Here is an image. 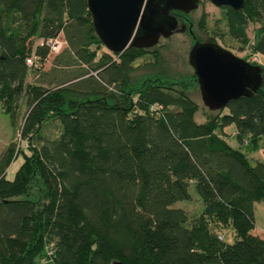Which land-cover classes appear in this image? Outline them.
Instances as JSON below:
<instances>
[{
	"label": "trees",
	"instance_id": "16d2710c",
	"mask_svg": "<svg viewBox=\"0 0 264 264\" xmlns=\"http://www.w3.org/2000/svg\"><path fill=\"white\" fill-rule=\"evenodd\" d=\"M222 20L242 45L246 26L260 23L251 55L264 58V0L224 7ZM54 39L63 42L54 66L77 67L76 75L51 88L25 84ZM101 46L86 0H0V103L11 124L21 97L26 108L24 147L10 144L0 157V264H264V240L250 233L253 204L264 203V162L246 157L264 140L262 67L251 98L197 123L187 95L198 90L193 72L168 80L159 70L131 86L133 63L148 49L97 57ZM49 120L59 123L52 139L41 135ZM231 127L237 148L224 140ZM190 183L202 211L187 223L173 204L189 200Z\"/></svg>",
	"mask_w": 264,
	"mask_h": 264
},
{
	"label": "rangeland",
	"instance_id": "374dc122",
	"mask_svg": "<svg viewBox=\"0 0 264 264\" xmlns=\"http://www.w3.org/2000/svg\"><path fill=\"white\" fill-rule=\"evenodd\" d=\"M186 17L192 25V36L196 40L206 41L209 39L214 41L224 50L229 51L234 56L243 59L252 65L262 67L264 71V58L258 55H251V47L256 44V41L260 37V32L257 30L260 23L248 24L246 26L245 36L248 43L242 45L227 36L222 20V12L221 10L216 9L209 0H199L197 9L192 13H189ZM202 17L204 18L205 28L199 30L197 24ZM191 44L192 39L188 33H173L166 39L160 38L156 46L145 50L143 56L133 63L134 68L128 76L129 84L132 86L135 83L140 84L142 81H147L159 70L161 74L165 75L164 78L168 80L176 79L178 76L186 77L190 75L192 70L187 64V54L190 46H192ZM60 53L58 55H60ZM102 53L108 54L110 52L101 46L97 57ZM154 53H156V57H154ZM55 57L54 54H49L42 63L41 70L38 71V73L28 71L25 78V84H34L43 88H51L76 75L78 70L77 67L64 69L59 68L58 66L55 67ZM155 58H160V62H156ZM187 95L198 107L194 115L195 122H203L206 116L214 115V113L211 114L210 111L202 105L196 88L192 87L187 90ZM25 113L26 108L24 100L21 97L14 121L11 124L9 116L3 112V106L0 103V157L5 148L10 144H13L14 148L21 144V146L24 147V142H19L18 129ZM231 131H233L232 127L225 129L224 140L232 148H237L238 145L231 135ZM57 132H59L58 121L49 120V122L43 125L41 135L44 138L52 139L56 137ZM259 144L260 146L257 152L246 154V157L253 162H264V140H261ZM242 151L244 152V150ZM22 159L23 156L19 154L10 162L5 171L6 180H13L15 172L20 166ZM187 191L190 197L189 200L176 202L173 204V208L183 210L187 215V223H189L192 218L201 214L202 204L194 191L192 183L189 184ZM253 219L254 229L250 233L264 240V203L253 204ZM218 234L222 236L223 241L226 244H231L234 241L233 232L229 228H222L218 231ZM49 249L50 247L47 246L45 251ZM46 257L48 258V256L45 255L44 258L46 259ZM44 262V264H51L50 261ZM36 263L43 264L39 259L36 260Z\"/></svg>",
	"mask_w": 264,
	"mask_h": 264
},
{
	"label": "water",
	"instance_id": "95a60500",
	"mask_svg": "<svg viewBox=\"0 0 264 264\" xmlns=\"http://www.w3.org/2000/svg\"><path fill=\"white\" fill-rule=\"evenodd\" d=\"M209 1L215 7L243 8V0ZM86 6L98 41L108 52L118 54L127 48L150 49L160 38L177 32L172 14L196 10L198 0H86ZM187 63L195 76L200 101L209 111L220 110L240 97L251 98L261 84L260 66L211 42L195 41Z\"/></svg>",
	"mask_w": 264,
	"mask_h": 264
},
{
	"label": "flooded vegetation",
	"instance_id": "af4514ba",
	"mask_svg": "<svg viewBox=\"0 0 264 264\" xmlns=\"http://www.w3.org/2000/svg\"><path fill=\"white\" fill-rule=\"evenodd\" d=\"M210 2V1H209ZM198 5H199V0H198ZM198 7V6H197ZM215 7V6H214ZM226 7V6H222V7H215L216 9H219L221 10V12H223V8ZM229 8V7H228ZM195 11V10H194ZM193 11L189 12V13H192ZM188 13V14H189ZM188 14H182V13H179V12H174L172 15L174 16L175 18V21H176V27H175V33H178V34H182V33H188L189 36L191 37L192 39V44L197 41V42H211V43H214L216 44L214 41H211V40H206V41H199V40H196L193 36H192V25L191 23L189 22V20L187 19V15ZM190 31V32H189ZM191 44V45H192ZM191 47V46H190ZM220 47V46H219ZM190 49V48H189ZM227 51V50H226ZM229 52V51H228Z\"/></svg>",
	"mask_w": 264,
	"mask_h": 264
},
{
	"label": "built area",
	"instance_id": "2783aa9c",
	"mask_svg": "<svg viewBox=\"0 0 264 264\" xmlns=\"http://www.w3.org/2000/svg\"><path fill=\"white\" fill-rule=\"evenodd\" d=\"M47 46L49 48V54H58L59 51L61 50V48L63 47V42L58 40V39H54V40H49L47 42ZM25 64L27 66H32L33 65V61L31 59H26L25 60ZM50 254V252L48 253Z\"/></svg>",
	"mask_w": 264,
	"mask_h": 264
}]
</instances>
